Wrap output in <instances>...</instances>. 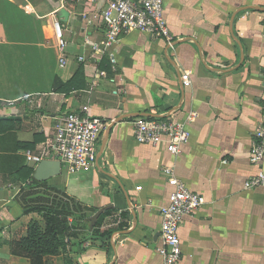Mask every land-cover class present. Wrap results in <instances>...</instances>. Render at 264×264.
<instances>
[{"label":"crops","instance_id":"obj_1","mask_svg":"<svg viewBox=\"0 0 264 264\" xmlns=\"http://www.w3.org/2000/svg\"><path fill=\"white\" fill-rule=\"evenodd\" d=\"M109 2L0 0V264H31L10 246L31 221L45 227L39 212H23L28 191L82 208L44 264H163L160 209L174 189L167 167L206 198L179 229L181 264H264V185L244 187L264 168L251 161L254 131L264 124V0H165L173 45L131 31L107 48ZM80 67L84 88L55 90ZM186 71L191 83L183 87ZM86 105L110 122L96 163L76 173L62 165L31 185L19 171L29 166L20 143L35 142L37 152L59 118ZM144 117L185 123L188 143L174 154L164 143L138 142L133 121Z\"/></svg>","mask_w":264,"mask_h":264},{"label":"built area","instance_id":"obj_2","mask_svg":"<svg viewBox=\"0 0 264 264\" xmlns=\"http://www.w3.org/2000/svg\"><path fill=\"white\" fill-rule=\"evenodd\" d=\"M165 0H110L103 12L106 24L103 44L109 48L116 43L122 33L141 31L156 38H164L171 46L174 38L164 13ZM56 37L61 51V61L65 56V40L60 22H55ZM182 86H189L190 75L182 74ZM264 110V107H263ZM195 115L189 116L191 121ZM110 124L107 120L94 116L89 106H83L59 118L53 132L48 134L40 149L25 151L29 161L44 159L59 160L70 173H76L93 166L97 161L96 145L100 133ZM135 138L145 144H165L168 151L177 154L190 139V131L185 123L173 118L144 117L133 121ZM264 160V124L254 131L251 161L255 164ZM174 187L170 202L160 209L162 216L161 246L159 253L163 264H181L182 245L179 229L184 219L206 203V198L191 191L186 183L173 174L169 167L163 169ZM264 185V168L244 183L246 189Z\"/></svg>","mask_w":264,"mask_h":264},{"label":"trees","instance_id":"obj_3","mask_svg":"<svg viewBox=\"0 0 264 264\" xmlns=\"http://www.w3.org/2000/svg\"><path fill=\"white\" fill-rule=\"evenodd\" d=\"M85 87L84 69L80 67L74 76L62 82L56 80L55 90L59 92H70ZM0 118V121H3ZM35 142H21L19 147L23 149H33ZM19 171L25 173L24 179H31V185L38 186L45 184L33 178V168L23 165ZM37 191L25 192L23 198L25 203L22 205L24 213L39 212L45 221L42 228L38 221H31L26 236L10 243L11 252L14 255L27 257L31 264H44V257L49 254H56L64 244V238L72 231L69 216L78 215L82 208L77 202L65 199L62 196L31 197ZM31 197V198H30ZM78 212V213H77Z\"/></svg>","mask_w":264,"mask_h":264},{"label":"water","instance_id":"obj_4","mask_svg":"<svg viewBox=\"0 0 264 264\" xmlns=\"http://www.w3.org/2000/svg\"><path fill=\"white\" fill-rule=\"evenodd\" d=\"M59 12L62 18L67 19L69 17V13L65 8L60 9ZM29 166L34 169L33 177L41 182L47 181L48 179L59 175L62 171V163L55 159H44L39 163H36L35 161H29ZM103 210L104 209H101L92 218L93 225Z\"/></svg>","mask_w":264,"mask_h":264},{"label":"rangeland","instance_id":"obj_5","mask_svg":"<svg viewBox=\"0 0 264 264\" xmlns=\"http://www.w3.org/2000/svg\"><path fill=\"white\" fill-rule=\"evenodd\" d=\"M25 201V200H24Z\"/></svg>","mask_w":264,"mask_h":264}]
</instances>
